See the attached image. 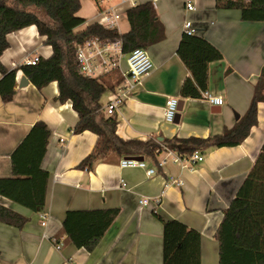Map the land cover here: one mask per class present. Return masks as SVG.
<instances>
[{
	"label": "crops",
	"instance_id": "crops-1",
	"mask_svg": "<svg viewBox=\"0 0 264 264\" xmlns=\"http://www.w3.org/2000/svg\"><path fill=\"white\" fill-rule=\"evenodd\" d=\"M125 2L126 10L152 2L166 38L148 49L155 65L153 73L114 113L117 136L140 141L209 139L233 129L248 112L264 68V23L243 21L240 10H218L216 0ZM187 2L194 4V11H186ZM95 18H84L85 26L93 24ZM123 18L126 21L121 25ZM121 20L118 30L126 33L130 27L125 14ZM185 21H191L196 35L222 54V60L209 66L207 90L223 98L222 106L181 97L184 82L192 78L178 55ZM8 41L10 46L1 62L9 69L27 65V60L37 55L49 59L53 53L35 26L8 35ZM22 77L20 71L11 102L4 103L0 98V179L13 177L12 154L40 121L51 133L42 162L50 178L46 204L37 211L0 197V206L28 220L22 229L0 223V264H163L164 227L155 214L200 233L201 263L219 264L215 234L264 144V91L263 100L258 103L257 124L241 145L197 151L204 161L194 164L174 163L172 157L162 154L160 158L166 163L159 167L157 162L143 157L149 167L157 169L149 177L146 170L122 169V158L117 156L100 162L92 172L78 169L93 151L97 135L89 131L74 133L78 113L71 102L58 101L56 82L42 90L30 81L19 88ZM102 78L114 85L121 80L119 71ZM169 97H177L183 103L178 122L177 118L173 123L165 121L164 108ZM107 104L106 93L101 100L106 115ZM141 199L150 200V204L140 205ZM115 208L120 209L119 216L92 253L78 249L68 239L63 226L67 212ZM42 215L48 218L45 226Z\"/></svg>",
	"mask_w": 264,
	"mask_h": 264
},
{
	"label": "trees",
	"instance_id": "trees-1",
	"mask_svg": "<svg viewBox=\"0 0 264 264\" xmlns=\"http://www.w3.org/2000/svg\"><path fill=\"white\" fill-rule=\"evenodd\" d=\"M102 0H95L102 10ZM80 0H0V98L11 102L16 94L17 74L21 71L33 86L42 90L56 82L58 101L71 102L78 113L75 134L86 131L97 135L93 151L79 164L87 172L111 156H142L156 163L157 154L170 149L185 158L211 148L241 145L257 124L258 103L263 100L264 68L255 86L248 112L231 130L209 139L123 140L116 134V115L102 111L101 100L108 88L116 85L104 78L88 79L76 65V46L92 38L103 41L122 40L124 54L136 49H149L166 38L165 27L152 2L129 8L125 15L129 31L107 29L89 24L78 16ZM218 10H240L245 22L264 23V0H216ZM35 26L45 44L52 48L49 59L41 58L35 66L22 65L9 69L1 62L9 48L8 35ZM85 26L83 29H81ZM81 29V30H80ZM178 55L192 78L181 89L184 99H201L208 90L209 66L222 60V54L204 38L183 34ZM100 80V81H99ZM121 80L118 81V84ZM44 122H37L11 157L10 179H0V197L7 198L31 211L46 204L50 175L42 168L50 139ZM120 214V209L69 211L63 222L68 239L78 248L92 253ZM155 217L163 224V264H202L201 235L176 220ZM27 218L0 206V223L22 229ZM219 244V264H264V144L215 234ZM1 258V254H0Z\"/></svg>",
	"mask_w": 264,
	"mask_h": 264
},
{
	"label": "built area",
	"instance_id": "built-area-1",
	"mask_svg": "<svg viewBox=\"0 0 264 264\" xmlns=\"http://www.w3.org/2000/svg\"><path fill=\"white\" fill-rule=\"evenodd\" d=\"M118 1V4H110ZM100 5L103 7L99 10L98 15L94 19L93 24H98L107 29H118V24L122 16L126 13L127 4L125 0H102ZM195 6L192 2L186 3V11L192 12ZM183 34L188 36H195L197 34L196 28L191 21H185L183 26ZM41 57L35 56L27 60V65L35 66L39 63ZM76 65L80 75L88 79H100L103 76L114 71H119L121 82L115 86L114 89H107L108 104L106 112L108 115H113L117 108L123 104L127 98L134 94L135 89L142 85L145 78L149 77L155 65L149 55L147 49H136L129 54H124L123 43L120 39L103 41L100 38H92L82 44L76 46ZM125 62V67H123ZM15 66V65H14ZM100 81V80H99ZM202 100L210 105L222 106L224 100L222 97H215L208 91L202 92ZM180 99L177 97H169L164 108V118L168 123H173L179 113ZM164 154L167 157H172L174 163H200L204 161V156L200 152H195L190 158L175 153L170 149H165L163 152L157 154V166L162 167L166 162L160 156ZM119 166L125 168H138L146 170L149 177L157 173L155 167H149L143 160L139 161L135 158L127 157L120 160ZM123 187H126L125 181H122ZM139 204L147 206L150 200L141 199ZM42 225L47 223V216H41ZM60 248L59 246L57 247Z\"/></svg>",
	"mask_w": 264,
	"mask_h": 264
},
{
	"label": "rangeland",
	"instance_id": "rangeland-1",
	"mask_svg": "<svg viewBox=\"0 0 264 264\" xmlns=\"http://www.w3.org/2000/svg\"><path fill=\"white\" fill-rule=\"evenodd\" d=\"M81 2H82V8H81L80 13H78L79 17L90 19V18L98 15L99 10L97 9V5H96L95 0H81ZM113 4H114V2H113ZM125 21L126 20L123 18L120 22L121 25H122V23H125ZM122 28L123 27L121 26V29Z\"/></svg>",
	"mask_w": 264,
	"mask_h": 264
},
{
	"label": "water",
	"instance_id": "water-1",
	"mask_svg": "<svg viewBox=\"0 0 264 264\" xmlns=\"http://www.w3.org/2000/svg\"><path fill=\"white\" fill-rule=\"evenodd\" d=\"M29 84V80L28 78H26L25 76L22 77V79H20L19 81V88H23L25 86H27ZM182 106H183V103H180V106H179V112L182 110ZM179 121V115H177V122ZM136 160H139V161H143L144 158L143 157H135Z\"/></svg>",
	"mask_w": 264,
	"mask_h": 264
}]
</instances>
